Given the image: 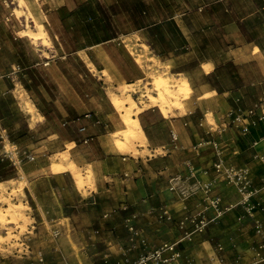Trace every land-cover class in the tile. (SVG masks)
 Wrapping results in <instances>:
<instances>
[{
	"label": "rangeland",
	"instance_id": "rangeland-1",
	"mask_svg": "<svg viewBox=\"0 0 264 264\" xmlns=\"http://www.w3.org/2000/svg\"><path fill=\"white\" fill-rule=\"evenodd\" d=\"M156 76L188 87L166 117ZM262 92L264 0H0V210L24 206L0 226V264H252L264 125L243 134L233 119ZM127 94L143 136L117 149L110 100ZM218 158L248 167L247 202ZM213 196L233 206L215 217ZM164 243L177 259L137 263Z\"/></svg>",
	"mask_w": 264,
	"mask_h": 264
},
{
	"label": "bare ground",
	"instance_id": "bare-ground-1",
	"mask_svg": "<svg viewBox=\"0 0 264 264\" xmlns=\"http://www.w3.org/2000/svg\"><path fill=\"white\" fill-rule=\"evenodd\" d=\"M23 31V30H22ZM20 32V31H19ZM41 31H39V32H33V31H30V30H27L26 31V35H28V37H31V38H36V37H38V34L40 33ZM22 33V32H21ZM47 36V35H46ZM40 38H41V36H40ZM46 40V39H45ZM37 41V40H36ZM41 53H44L43 51L41 52ZM87 58V57H86ZM150 58V57H149ZM148 58V59H149ZM88 64V63H87ZM91 64V63H90ZM92 70V69H91ZM163 73V72H162ZM178 79V78H177ZM181 80H183V79H181ZM178 82H179V80H178ZM183 82H184V80H183ZM186 82H187V80H186ZM152 84H153V90H156V102H159V104L158 105H160L159 107L158 106H156V107H158L159 109L158 110H160V112H161V115L163 116V117H166L167 116V109H166V107L168 108V111H169V108H170V106L172 105V106H174V107H176L177 109H178V105L180 104L179 102V93H180V91H181V89L183 90H188V87H186V85L185 84H182V87H180V85L179 86H177L176 87V89H175V87L174 88H172V86H173V84H169V82L165 79V78H163V77H160V76H156V77H154L153 79H152ZM176 84V83H175ZM129 85V84H128ZM127 86V85H126ZM132 86V85H131ZM188 86V85H187ZM125 87V86H124ZM125 89V88H124ZM127 90H129V89H127ZM123 91V90H122ZM124 92V91H123ZM143 92V91H142ZM147 92V91H146ZM149 92V91H148ZM189 92V91H188ZM135 93V92H134ZM187 92H184L183 93V91H182V94H183V98L184 97H187L185 94H186ZM144 94V93H143ZM121 95V94H120ZM123 96V95H122ZM141 96H143V95H141ZM124 97V96H123ZM149 97V96H148ZM151 98H153V97H151ZM150 97H149V99H151ZM148 99V100H149ZM110 102H111V104L116 108V109H118V110H120L121 111V113L120 114H122L121 116H123V119H122V121H123V124H124V128L121 130V131H119V132H117V133H121L122 134V137H119V138H116L115 139V141H114V145L116 146V148L118 147V148H120V147H122V146H124V145H126V144H128V143H131L132 141H136L138 138H139V136L140 137H142L143 135V131H142V127H141V125H140V122L138 121V119L137 118H135V117H133L131 114H133V113H135L136 114V112H138L139 110H138V107H136L137 105V103H136V101L134 100V98L131 96V95H129V94H127V95H125V97L124 98H118V97H115V96H113L112 98H111V100H110ZM26 103V102H25ZM163 103H165V104H163ZM167 105L166 107H163V105ZM153 105H157L156 103H155V100H151V102L149 101V103H148V107H151V106H153ZM26 106V105H25ZM24 107V106H23ZM30 108V107H29ZM28 108V109H29ZM133 108H134V110H133ZM28 109H26V110H28ZM115 109V110H116ZM143 109V108H142ZM141 109V110H142ZM140 110V111H141ZM172 110V109H171ZM30 111V110H29ZM28 112V111H27ZM30 112H33V110L31 109V111ZM119 113V112H118ZM32 114V113H31ZM119 115V114H118ZM120 116V117H121ZM169 116V115H168ZM30 119H32V116H31V118ZM114 133H116V132H113V134ZM116 135V134H115ZM114 135V136H115ZM140 139H142V138H140ZM145 139V138H144ZM144 139H142V140H144ZM140 144V143H139ZM141 145H143L142 143L140 144V146ZM144 146V145H143ZM146 146V145H145ZM117 148V149H118ZM144 149V148H143ZM142 149V150H143ZM145 150V149H144ZM63 152V151H62ZM61 152V153H62ZM65 152H67V150L65 151ZM65 154V153H64ZM61 156H62V154H60ZM65 155H67V154H65ZM63 158H65V157H63ZM62 158V159H63ZM60 161V160H59ZM63 162V161H62ZM50 167V166H49ZM51 169V171L50 172H52V173H62V172H65V171H69V172H71L73 175H74V183H75V185L77 186V187H81L82 186V184H83V179H84V176L81 174V173H79L78 172V170H77V167L75 166V164L73 163H68V164H62V163H52L51 164V167H50ZM19 186H21V185H19ZM76 189H78V188H76ZM12 190V189H11ZM17 190H18V188H17ZM81 191V190H80ZM13 192V191H12ZM1 193V192H0ZM11 193V192H10ZM1 195V194H0ZM3 197V196H2ZM1 197V198H2ZM8 198V197H7ZM2 200H3V202H4V198H2ZM1 200V201H2ZM10 201V200H9ZM9 201H7L6 200V202H9ZM2 202V203H3ZM9 205V204H8ZM6 206L5 207V209L4 210H0V226L1 227H4L5 228V226L7 225V223H17L18 222V220L19 219H22L24 216L22 215V210H23V205L21 204V203H15L14 205H9V206ZM23 221V220H22ZM18 225H20V224H18ZM2 237V235L0 236V240L2 239L1 238ZM4 238V237H3Z\"/></svg>",
	"mask_w": 264,
	"mask_h": 264
},
{
	"label": "built area",
	"instance_id": "built-area-1",
	"mask_svg": "<svg viewBox=\"0 0 264 264\" xmlns=\"http://www.w3.org/2000/svg\"><path fill=\"white\" fill-rule=\"evenodd\" d=\"M235 122V126L239 127L243 134L249 132L250 126L253 123H262L264 125V92L255 100V102L250 105L242 114L235 116L233 119V123ZM264 138V135H263ZM262 138V139H263ZM258 157L259 162L264 166V155L255 153ZM215 172H219L223 174L227 180L235 182L237 185V190L239 192L241 202L245 203L249 200V198L253 197L258 190L251 185V178L248 167L236 168L235 166L225 165L221 158H218L213 164ZM262 182L264 183V174L262 175ZM207 184H205L206 186ZM222 203L220 196H213L211 199V205L214 208H217L218 205ZM233 204H224L222 209L217 208L215 217L221 215V213L225 210H229ZM264 216V214H263ZM206 223L203 219H200L199 222L195 224L196 230H203ZM256 232L258 234H262V239L259 243H257L252 250V264H264V228L259 226L256 228ZM164 251L171 252L170 255L163 259V261H169L172 259H177V252L174 251L173 244L164 243L163 246L155 250L150 255L141 256L137 263H145L150 258H160L161 254Z\"/></svg>",
	"mask_w": 264,
	"mask_h": 264
},
{
	"label": "crops",
	"instance_id": "crops-1",
	"mask_svg": "<svg viewBox=\"0 0 264 264\" xmlns=\"http://www.w3.org/2000/svg\"><path fill=\"white\" fill-rule=\"evenodd\" d=\"M262 140H264V139H260V143L262 142ZM263 148H264V146L261 147V150L259 149V150H255V151L257 153H259V154H263L264 155Z\"/></svg>",
	"mask_w": 264,
	"mask_h": 264
}]
</instances>
